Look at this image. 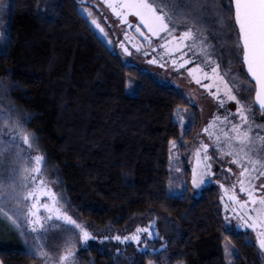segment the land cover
<instances>
[{
    "label": "trees",
    "instance_id": "trees-1",
    "mask_svg": "<svg viewBox=\"0 0 264 264\" xmlns=\"http://www.w3.org/2000/svg\"><path fill=\"white\" fill-rule=\"evenodd\" d=\"M10 5L0 102L14 106L12 117L35 134L34 148L45 155L44 172L63 202L94 235L125 227L130 232L155 217L159 235L148 246L157 252L126 246L117 254L91 243L77 254L79 263L226 264L228 242L237 253L234 264H264L255 243H245L249 233L225 231L214 187L192 195L184 147L174 150L178 157L169 168V139L188 145L199 126L198 110L182 93L125 66L74 0ZM177 107L192 118L183 136L173 120ZM175 167L187 181L182 196L169 191ZM0 261L33 264L34 258L15 241L0 245Z\"/></svg>",
    "mask_w": 264,
    "mask_h": 264
},
{
    "label": "snow or ice",
    "instance_id": "snow-or-ice-1",
    "mask_svg": "<svg viewBox=\"0 0 264 264\" xmlns=\"http://www.w3.org/2000/svg\"><path fill=\"white\" fill-rule=\"evenodd\" d=\"M90 2L77 0L79 5ZM103 4L122 26H134V34L129 36L128 30H125V40L118 45L125 55L131 54L125 43H131L137 54L150 57L149 63L165 68L171 66L181 74L186 72L191 81L218 102V107L225 109L223 113L214 112L200 129L209 142L198 135V143L189 148L180 145L178 139H169V168L171 170L174 150L185 147L186 154L191 153V185L195 190L214 178L213 155L230 157L236 171L229 168L228 172L234 179L231 183L216 180L221 192L225 231L238 235L240 229L245 233L251 230L257 251L264 256V180L261 179L264 178V122L257 123L255 118L257 111L264 115V0H190V4L184 0H103ZM197 9L201 15L196 14ZM80 10L107 37L92 10L87 7ZM209 10L214 13L213 18L228 29L226 38L232 40L235 37L234 42L226 49L222 48L219 55L215 52V46L207 42V36L192 26L203 23L202 13ZM225 12L228 13L227 17ZM181 20L188 21V24L177 35L176 25ZM225 53L229 65L235 62L237 69L224 67ZM189 97L191 103V93ZM228 102H234L235 107L232 108ZM13 107L10 105L3 116L10 135L0 139V163L3 155L13 150L18 161L23 158V163L16 170L11 167L0 169V219L19 230L23 253L38 258L41 264H78L77 249L97 237L90 231L87 222L72 214L63 202V195L44 175L45 155L39 150L30 155L35 134L11 116ZM23 119L27 121L29 117L25 115ZM173 120L179 124L181 136L192 123L191 114L186 108H174ZM213 149L214 153L210 154ZM181 172V168H177L178 175L174 177L171 171L169 173V191L174 195L179 189L182 196L183 187L187 185V181L179 175ZM173 180H179L175 189L172 188ZM237 188L243 194V199L238 195ZM231 218L236 220L234 227ZM155 223L153 217L146 225H136L125 235L115 234L99 239L139 242L159 235L152 231ZM49 225H59L67 230L57 256H52L46 248ZM145 233L147 236L142 235ZM251 240L249 236L245 243H251ZM137 246L149 253L157 252V249L148 248L146 244ZM164 247V244L160 245L161 250ZM223 252L226 264H234L237 255L235 247L225 242ZM0 264L4 262L0 261ZM131 264L139 262L132 261ZM147 264L155 262L149 259Z\"/></svg>",
    "mask_w": 264,
    "mask_h": 264
},
{
    "label": "rangeland",
    "instance_id": "rangeland-1",
    "mask_svg": "<svg viewBox=\"0 0 264 264\" xmlns=\"http://www.w3.org/2000/svg\"><path fill=\"white\" fill-rule=\"evenodd\" d=\"M74 2L77 3V0H74ZM177 2H181V0H177ZM184 2L190 4V0H184ZM225 2H227V0H225ZM0 5H3L2 7H0V34H2L0 35V51H4V48L6 47V44H7V39L5 37L6 36L5 26L8 23L9 9L11 6L10 0H3ZM79 7L80 9L81 7H87L92 10L93 15L97 17L102 27H104L105 32L108 34L107 37H105L104 34L100 33V31L94 25L91 24L90 20H88L89 23L92 25V27L94 28L96 33L101 37V39L106 43V45L111 48L112 52L115 55L120 56L125 66L136 67L142 72L149 74L151 77H154L161 85H166V86H171L172 88H176L179 92L183 94L184 98L187 99L188 102L190 98L189 93L192 94V97H191L192 102L189 104L194 106L198 110L199 126L197 130L195 131V134L192 137V141L189 142L188 145L187 144L186 145L190 148L192 145L198 143L196 139L198 135L201 138H203L205 142H209L206 134L202 133L200 129L203 127L204 124L207 123L208 119L212 116L214 112L223 113L225 109L218 107V102L215 101L206 90L202 89L194 81H191L190 77H188L186 72L181 74L179 70L171 68V66L165 68V67H160L158 64L154 65V64L149 63L148 59L150 57H145L143 55L137 54L136 49L132 47L131 43H127V42L125 43V46H127L130 49V53H131L130 55H125L118 45L120 41L125 40V37H124L125 30H128L129 36H132L134 34V26L132 27L122 26L121 22L118 21L117 18L112 15L110 10H108L107 7L103 4V0H91L90 3H84L83 5H79ZM84 14L87 17V14L86 13ZM196 14L201 15V12L199 9H197ZM202 14L204 17L203 23L199 25L193 24L192 26L194 28H197L199 32L207 36V42L215 46V52L217 55H219L222 48L226 49L229 45L232 44L231 40H228L226 38V34H227L226 29H224L223 25L219 21L213 18L214 13L212 11L209 10L207 12H203ZM130 19H134V18L130 17ZM187 24H188V21L181 20L176 25L178 29L176 34L178 35L179 31L183 30L184 27L187 26ZM153 39H156V38H153ZM109 41H111V43H109ZM185 54L187 55L188 51H186ZM195 55L199 56V53H196ZM165 59H168V58L166 57ZM224 67L225 68L230 67L231 69L235 70L237 69L238 65L235 62L229 65L228 57H227V54L225 53ZM203 82H206V81H202V83ZM228 105H230L232 108L235 107L234 102H228ZM7 109L8 108H5L4 106H2L0 102V129H2L0 130V139H6L10 135L9 129L5 125L4 118H3L4 114H6L5 110ZM11 116H12V112H11ZM255 118H256L257 123L264 122V116L260 114L258 111L255 113ZM13 149H14V146H13ZM36 151L37 150H35V148L33 147L30 155H34ZM214 151L215 150L213 149V151L210 154H213ZM190 154H191L190 152H188L187 154H186V151L184 152V155L187 161V166H189V177H190L189 183H190L192 195L197 197L202 193L204 189L214 187L218 192V198L220 202L221 192H220L219 185L216 183V180L220 179L221 182L223 183H231V180L234 179V177H232V174L228 172V169L232 168L233 171L235 172L236 166L231 162L230 157L225 156L221 158V157L213 155V171L215 174L214 178L209 183L202 185L201 188L194 190L191 185V162L189 160ZM173 156H174V159L178 157V155L175 152H173ZM21 163H23V158H19V161H18V158L15 155V150H13V152L5 153L3 155L2 163H0V169H7L11 167L14 170H16L20 167ZM175 168L177 169L179 167H175ZM44 175L48 178L49 182L53 185L50 177L46 174V172H44ZM176 175L178 174L176 173ZM261 179L264 180V178H261ZM177 184H179V180H175V185L173 187L174 189L176 188ZM236 190H237L238 195H240V197L243 199L244 198L243 194L238 192V188ZM179 191L180 190L177 189V194L175 195H179ZM170 193L173 194L172 192ZM41 199H43V197ZM220 210L222 211L221 204H220ZM71 212L72 214H74L75 217L79 218V220L87 222L80 216H77L73 211ZM222 217H223V221H225L223 211H222ZM231 223L234 227L236 224V220L234 218H231ZM225 224H226V221H225ZM87 225L90 231H92L94 235V232L91 229V226L89 225L88 222H87ZM152 231L156 233L155 226L152 228ZM238 231L245 233L243 229H240ZM128 232L129 230L126 227L124 229H113V230L107 229L106 231L102 230V232L95 233L94 236L97 237V239L90 240L89 242H87V245L94 243L98 245L100 248L102 249L105 248L108 251H112L113 253H117V250H119V253H122L125 250L126 246H132L136 249V251L144 252L143 249L138 248L137 245L146 244L147 247L149 248L148 243L157 237V236L148 237L146 240H141L139 242L127 241L124 243H121L119 241H114L111 239H107V240L99 239V237H105V236L111 237L112 235H115V234L125 235ZM247 233L251 235L252 242L255 243L254 234L251 233V230H248ZM66 234H67V230L60 228L59 225H49L48 236L46 240V248L51 252L52 256H57L58 251L63 246V239ZM142 235L147 236L146 233ZM76 239L78 240V235ZM15 241L16 242L18 241V244L20 245V248L22 249V246H23L22 238L19 235V230L16 229L12 224L7 222L6 220L0 219V245L1 244L13 245ZM86 246L82 248H78L77 254L81 250H83ZM76 259H77V256H76ZM33 264H41V261L38 258H34ZM78 264H80L79 261H78Z\"/></svg>",
    "mask_w": 264,
    "mask_h": 264
},
{
    "label": "water",
    "instance_id": "water-1",
    "mask_svg": "<svg viewBox=\"0 0 264 264\" xmlns=\"http://www.w3.org/2000/svg\"><path fill=\"white\" fill-rule=\"evenodd\" d=\"M261 114V113H260Z\"/></svg>",
    "mask_w": 264,
    "mask_h": 264
}]
</instances>
